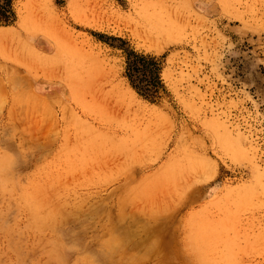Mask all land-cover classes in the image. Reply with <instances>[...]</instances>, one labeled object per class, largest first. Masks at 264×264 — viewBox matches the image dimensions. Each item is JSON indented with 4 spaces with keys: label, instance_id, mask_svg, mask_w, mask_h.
Returning a JSON list of instances; mask_svg holds the SVG:
<instances>
[{
    "label": "rangeland",
    "instance_id": "obj_1",
    "mask_svg": "<svg viewBox=\"0 0 264 264\" xmlns=\"http://www.w3.org/2000/svg\"><path fill=\"white\" fill-rule=\"evenodd\" d=\"M95 256L264 264V0H0V264Z\"/></svg>",
    "mask_w": 264,
    "mask_h": 264
},
{
    "label": "bare ground",
    "instance_id": "obj_2",
    "mask_svg": "<svg viewBox=\"0 0 264 264\" xmlns=\"http://www.w3.org/2000/svg\"><path fill=\"white\" fill-rule=\"evenodd\" d=\"M106 75V74H105ZM91 77H93V76H91ZM99 77V76H98ZM100 78V77H99ZM99 78H98V80H99ZM104 79V78H103ZM97 80V81H98ZM91 82H92V79H91ZM91 82H89V83H91ZM93 82H94V78H93ZM98 85H99V83H98ZM102 86V85H101ZM106 86V85H105ZM90 87V86H89ZM96 88H97V85L95 86ZM93 88V87H92ZM107 88H110V87H107ZM95 89V88H94ZM99 90V89H98ZM95 91V90H94ZM93 91V92H94ZM109 91V90H108ZM108 91H105V90H102V91H100L99 93L97 92V93H92L91 92V94L88 96L89 98H87V99H89L88 101H87V103L89 104V105H87V109H89V108H91V109H93V111H92V113L93 114H97V112H98V108H99V110L101 111V112H103L104 114H106V116H108V117H111L113 120H116V121H118L119 122V124H121V125H123V126H116V127H119L120 129H122V128H137V127H139V126H141V125H144V123H145V125H144V127H146L147 128V125L148 124H150L151 125V123H148L150 120L149 119H147V117H145V113H144V110H143V107L141 106V104H139L138 102L137 103H135L134 102V100L132 99V94L130 95V96H126V93L125 92H123V91H125V90H123L122 88H118V87H111V89H110V91L108 92ZM130 92V91H129ZM89 93V92H88ZM134 96V95H133ZM87 97V96H86ZM85 97V98H86ZM86 99V100H87ZM145 108V107H144ZM86 109V110H87ZM91 111V110H90ZM100 111H99V113H100ZM88 113V112H87ZM150 114V113H149ZM92 115V114H91ZM148 116V115H147ZM98 117V116H97ZM151 117V116H150ZM106 119V118H105ZM94 122V121H93ZM151 122H152V120H151ZM100 124V123H99ZM149 125V126H150ZM125 126V127H124ZM148 126V127H149ZM141 128V127H140ZM150 128H152V127H150ZM139 129V128H138ZM156 129V128H155ZM159 129V128H158ZM137 130V129H136ZM140 130V129H139ZM138 130V131H139ZM142 130V129H141ZM151 130V129H150ZM134 131V130H133ZM144 131H148V130H146V129H144ZM156 131V130H155ZM154 131V132H155ZM158 131V130H157ZM137 132V131H136ZM135 132V133H136ZM114 135V134H113ZM69 141H70V139H69ZM111 160H112V158H111ZM6 162V161H5ZM118 162V161H117ZM12 164H13V162H12ZM108 163H106V165H107ZM109 164H110V162H109ZM108 164V165H109ZM114 164V163H113ZM114 165H117V164H114ZM111 165H109V167H110ZM108 167V166H107ZM112 168V167H111ZM12 175V174H11ZM8 177V176H7ZM189 183V182H188ZM177 188H178V186H177ZM172 189V188H171ZM176 188H174V190H175ZM38 206V205H37ZM39 208V207H38ZM121 209H122V207H121ZM57 211V210H56ZM53 212V211H52ZM66 212V211H65ZM54 214V213H53ZM60 215V214H59ZM65 215V214H64ZM68 215V214H67ZM55 216V215H54ZM58 216V215H57ZM75 217H77V216H75ZM124 217H125V215H124ZM127 217V216H126ZM126 217L124 218V219H126ZM65 218V217H64ZM77 218H80V217H77ZM82 218V217H81ZM84 218V217H83ZM92 218V217H91ZM56 219H58V218H56ZM74 219V218H73ZM65 220V219H64ZM56 221V220H55ZM72 221V220H71ZM70 221V222H71ZM78 221V220H77ZM88 221V220H87ZM118 221V220H117ZM121 220H119L118 221V224L120 223V225L122 226V228H124L123 227V223H121L120 222ZM122 221H123V219H122ZM78 222H80V221H78ZM54 223V222H53ZM92 223V222H91ZM90 223V224H91ZM44 224H46V223H44ZM60 224H62V223H60ZM74 224V223H73ZM82 224H83V221H82ZM90 224L88 225V226H90ZM117 224V223H116ZM115 224V225H116ZM117 224V225H118ZM116 225V226H117ZM49 226V225H48ZM60 226V225H59ZM84 226V225H83ZM120 226V227H121ZM43 227H44V225H43ZM55 227V226H54ZM61 227V226H60ZM63 227V226H62ZM71 227V226H70ZM109 227V226H108ZM107 227V228H108ZM74 228V227H73ZM88 228H90V227H88ZM117 228H119V225L117 226ZM117 228H115V229H117ZM126 228V227H125ZM67 229H68V226H67ZM69 229H71V228H69ZM80 229V228H79ZM109 229V228H108ZM107 229V230H108ZM114 229V230H115ZM120 229V228H119ZM127 229V228H126ZM125 229V230H126ZM74 230V229H73ZM72 230V231H73ZM90 230V229H89ZM124 229H122V232H125V231H123ZM52 231H53V229H52ZM72 231H70L71 232V234H72ZM77 231V230H76ZM85 231H86V229H85ZM118 231V234L121 232V231H119V230H117ZM117 231H115V233L117 232ZM59 231H57V232H55L54 231V233H56V235H57V233H58ZM61 232V231H60ZM58 233V235H60L61 233ZM63 232V231H62ZM66 232H67V230H66ZM80 232V231H79ZM76 233V232H75ZM97 233V232H96ZM100 233V232H99ZM115 233H114V231L112 232V234H113V237H114V235H115ZM127 233V231L125 232V233H123V234H126ZM77 234V233H76ZM85 234V233H84ZM102 234V233H101ZM100 234V235H101ZM116 235V236H118L119 237V235H121L122 233H120L119 235ZM122 234V235H123ZM128 234H129V232L126 234L127 236H128ZM62 235H63V237H64V235H67V234H64V232L62 233ZM61 235V236H62ZM70 235V233L68 234V236ZM73 235V234H72ZM96 235H98V234H96ZM96 235H94V236H96ZM104 235V234H103ZM110 235V234H109ZM129 235H131V234H129ZM75 236V235H74ZM80 236V235H79ZM124 237H125V235H123ZM60 236H58V238H59ZM66 237V236H65ZM77 237V236H76ZM96 237H98V236H96ZM106 237V236H105ZM112 237V236H111ZM111 237H110V239H111ZM118 237H116L117 238V240L118 239H121L120 237L118 238ZM122 237V236H121ZM130 238H131V236H129ZM128 237V238H129ZM70 238V237H69ZM80 238H82L81 236H80ZM94 238V237H93ZM115 238V239H116ZM64 239V238H63ZM74 239H75V237H74ZM76 239H78V238H76ZM101 239V238H100ZM108 239V242H109V238H107ZM113 239V238H112ZM112 239L110 240L111 242H112ZM127 237H125V238H123V239H121L119 242H121L122 240H125V242L127 241V243L129 242L128 240H130V239H127ZM69 240V239H68ZM106 240V239H105ZM105 240H103L104 242L103 243H105ZM67 241V240H66ZM71 241V240H70ZM95 241V240H94ZM93 241V242H94ZM78 242V241H77ZM119 242H117V243H119ZM125 242H123L122 241V243L123 244H125ZM64 243L66 244V242L64 241ZM107 243V242H106ZM64 244V245H65ZM99 244H100V241H99ZM120 244V243H119ZM123 244H121L120 246L123 248V250L122 251H124V247L123 246H125V245H123ZM147 244V243H146ZM149 244V243H148ZM147 244V245H148ZM62 245V244H61ZM82 245V244H81ZM85 245V244H84ZM115 245H116V243H115ZM123 245V246H122ZM147 245H144L145 247L147 246ZM150 245V244H149ZM152 245V244H151ZM150 245V246H151ZM100 246V245H99ZM103 246V245H102ZM110 246V249H116L115 247L114 248H111V244L109 245ZM113 246V245H112ZM82 247V246H81ZM103 247H107V246H103ZM149 246H147L146 248L147 249H152V247H149ZM64 248V247H63ZM82 248H84V247H82ZM98 248H101V247H98ZM53 249V248H52ZM65 249V248H64ZM72 249V248H71ZM74 249V248H73ZM85 249V248H84ZM107 249H109L108 247H107ZM138 250H139V248H137ZM141 249V248H140ZM143 250L145 249V248H142ZM149 249V250H150ZM83 250V249H82ZM138 250H137V253H138ZM41 251H43V250H41ZM73 251V250H72ZM85 251V250H84ZM97 251V254H96V256L98 257V258H100V257H105V255L106 254H103V253H107V251L108 252H112V250H107L106 252H100V253H98V250H93L92 251V253H94L93 255H95V252ZM114 251V250H113ZM116 251V250H115ZM145 251H146V249H145ZM153 250H150V251H148V252H152ZM70 252V251H69ZM148 252L146 251L145 253H144V255L143 254H141V256L139 255V253L137 254L136 253V255L134 254V255H131L132 256V258H125V259H128L127 260V262L126 263H128L129 262V259H130V261H131V259H133V258H135V260L137 259V257L139 258V257H145V255L147 254L148 255ZM72 253V252H71ZM74 253V252H73ZM77 253V252H76ZM92 253H91V251H90V254H87L88 255V262L89 261H92L93 262V260H89V259H93V255H92ZM101 253L104 255V256H102L101 255ZM141 253H142V250H141ZM78 254V253H77ZM75 255V254H74ZM86 255V254H85ZM89 255H91V256H89ZM137 255H139V256H137ZM26 256V255H25ZM95 256V261H97L98 260V258ZM108 256V255H107ZM114 256H116V255H114ZM120 256V255H119ZM122 256V255H121ZM137 256V257H136ZM92 257V258H91ZM143 257L142 258H139V259H137V260H142L143 259ZM147 257V256H146ZM84 258V257H83ZM107 259H108V257H106ZM109 258H110V255H109ZM116 258V257H115ZM31 259H32V256H31ZM72 259V258H71ZM102 259V258H101ZM113 259V258H112ZM62 260V259H61ZM70 260V259H69ZM80 260V259H79ZM78 260V261H79ZM105 260V259H104ZM134 259H133V261H135ZM32 261V260H31ZM74 261V260H73ZM84 261H86V259L84 260ZM95 261H94V263H92V264H96L95 263ZM99 261V260H98ZM97 261V262H98ZM102 261H103V259H102ZM106 261H108V260H106ZM118 261V260H117ZM123 261V260H122ZM124 261H126V260H124ZM133 261H131V263H134ZM100 262V261H99ZM99 262H98V264H99ZM120 262V261H119ZM56 263V262H55ZM87 262H85V264H86ZM105 263V262H104ZM109 263V262H108ZM123 263V262H122ZM130 263V262H129ZM27 264V263H26ZM54 264V263H53ZM114 264V263H113ZM119 264V263H118Z\"/></svg>",
    "mask_w": 264,
    "mask_h": 264
},
{
    "label": "trees",
    "instance_id": "obj_3",
    "mask_svg": "<svg viewBox=\"0 0 264 264\" xmlns=\"http://www.w3.org/2000/svg\"><path fill=\"white\" fill-rule=\"evenodd\" d=\"M138 64H139V62L135 58L130 60V62H129V68L131 70V74L130 75L133 77V80L136 82V85L139 88L144 89L145 85L143 87L141 83H142V81H147V79L144 80V79H141V78L142 77L143 78H147V76H145V74L142 73L141 68H140V66ZM146 83H148V81Z\"/></svg>",
    "mask_w": 264,
    "mask_h": 264
}]
</instances>
